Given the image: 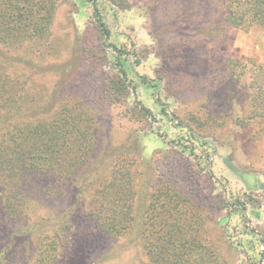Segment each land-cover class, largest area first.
Returning <instances> with one entry per match:
<instances>
[{
    "label": "rangeland",
    "instance_id": "1",
    "mask_svg": "<svg viewBox=\"0 0 264 264\" xmlns=\"http://www.w3.org/2000/svg\"><path fill=\"white\" fill-rule=\"evenodd\" d=\"M54 1L51 34L0 44V73L23 81L25 99L38 95L40 117L68 99L88 105L101 163L74 184L32 178L19 217L0 185V264H35L43 248L50 264H160L145 232L158 237L161 185L183 195V216L195 214L205 259L264 264V118L249 119L263 112L249 87L252 75L264 86V30L229 25L212 0ZM116 160L135 192L121 234L102 230L89 208Z\"/></svg>",
    "mask_w": 264,
    "mask_h": 264
},
{
    "label": "trees",
    "instance_id": "2",
    "mask_svg": "<svg viewBox=\"0 0 264 264\" xmlns=\"http://www.w3.org/2000/svg\"><path fill=\"white\" fill-rule=\"evenodd\" d=\"M212 1L221 3L224 20L229 25L245 31L253 28L264 30V0ZM56 4L54 0H0V44L18 47L26 38L35 41L48 37ZM101 26L109 34L102 21ZM260 80L259 76L252 75L249 88L253 90L251 101L254 110L260 108L263 112H251L249 119L260 115L264 118V86ZM23 85V81L12 83L7 73H0V185L5 187L3 206L12 217L26 213L29 207L28 184L32 178L39 176L44 181L62 176V181L74 184L78 175L86 174L94 163H101L97 155L95 121L88 105L82 100L74 104L68 99L57 110L50 111V118L40 117L38 95L31 97L30 94V99H25ZM38 99L42 100V97L39 95ZM118 149L117 154L120 152ZM114 163L110 182L97 184L95 179L99 189L91 198L89 208L91 217L102 230L121 234L133 225L135 192L130 181V168L123 166L126 171L122 172L120 161ZM95 181L90 180L86 185L91 187ZM170 187L161 185L158 193L152 194L155 205L160 204L157 213L160 228L155 230L156 238H151L153 232H145L149 238L147 252L160 264H213L204 256L209 254V248L200 245V239L193 235L195 214L191 215L193 217L183 216L184 197ZM47 188L51 191L50 186ZM80 202L84 204V200ZM155 205L150 208L154 209ZM147 213H143V222L148 221ZM46 251L44 248L38 250L35 264H50L42 259Z\"/></svg>",
    "mask_w": 264,
    "mask_h": 264
}]
</instances>
